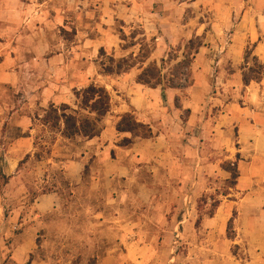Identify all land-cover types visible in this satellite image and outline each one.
<instances>
[{
  "label": "rangeland",
  "instance_id": "obj_1",
  "mask_svg": "<svg viewBox=\"0 0 264 264\" xmlns=\"http://www.w3.org/2000/svg\"><path fill=\"white\" fill-rule=\"evenodd\" d=\"M9 1L28 9L22 27L27 39L19 47L13 33L9 46L0 45V61L11 56V68L23 65L30 80L21 89L0 85V168L3 165L8 177L0 175V215L16 222L0 238V264H101L121 234L128 235L129 248L134 246L122 260L116 256L125 264H264V254L252 240L264 234L260 231L264 126L233 125L228 128L233 140L229 146L215 148L210 142L204 156L187 151L189 171L184 174L170 175L159 162L151 167L143 163L127 174H99L100 169L94 173L87 159L79 174L73 166L89 153L88 139L68 138L62 127L46 124L44 117L53 104L37 103L34 95L43 82L32 83L36 76L57 82L59 72V78L76 79L66 103L75 110L79 109L76 90L92 82L105 86L112 101L111 111L100 122L103 129L112 121L117 126L123 113L116 110L129 99L131 87L144 85L137 77L153 62L162 78L156 87L162 92L160 102L165 111L179 109L182 126L189 117L184 99L202 74L210 73L208 82L214 91L221 68L225 74L253 76L250 68H256L258 57L247 43L245 24L249 11L264 13V0H0V7ZM46 16L53 23L45 32L40 25ZM236 41L243 46L238 63L228 55ZM200 53L203 56L197 61ZM111 57L129 58L135 66L121 74H106L105 69L113 65ZM42 62L49 65L42 67ZM171 83L181 93L168 107ZM242 91L240 87V95ZM245 101L240 98L242 109L248 107ZM213 113L218 114L215 109ZM199 130L197 126L182 131L181 139L174 132L171 140L189 144L196 134L197 141L189 145L198 147ZM119 138L121 145L123 138ZM229 165L238 170L237 184ZM243 175L251 185L245 189L238 186ZM44 195L55 196L54 205L43 202ZM215 200L221 201L218 208L213 206ZM245 204L252 205L246 214L256 221L253 235L238 224L239 213L248 207L243 208ZM89 220H95L96 230ZM89 233L97 240L95 254L88 252L89 242L81 238ZM15 239L33 248L32 253L20 255L22 261L12 255ZM104 245L106 250L100 248Z\"/></svg>",
  "mask_w": 264,
  "mask_h": 264
},
{
  "label": "crops",
  "instance_id": "obj_2",
  "mask_svg": "<svg viewBox=\"0 0 264 264\" xmlns=\"http://www.w3.org/2000/svg\"><path fill=\"white\" fill-rule=\"evenodd\" d=\"M1 4L0 45L9 46L13 38V33H15L18 39L17 42H19L17 45L20 47L24 44L25 39H27L22 34L23 30H25V26L24 29L22 27L24 17L28 15V11H26L28 9H22L16 6L14 2L10 1L8 3L1 2ZM248 14L250 18L245 24L248 37V42H246L252 44L254 47V54L260 61L264 62V13L251 10ZM41 21L40 29L45 32L48 31L53 21L47 18V16L44 20L41 18ZM29 23H32V19H30ZM17 32H20V34L17 35ZM30 37L32 39V36ZM45 41H47L46 38ZM111 41L116 42L115 40ZM242 47L243 46L237 41L229 46L228 55L232 57L236 63L243 58ZM199 56H203V54L200 53V55H198L196 58L197 61L199 60ZM224 58L225 57L222 55L220 61H223ZM13 62V58L9 55L6 56L3 61H0V85L8 84L16 89H21L29 83L30 78L23 73L21 68L23 65H20V68L17 66L15 69H12L11 66ZM219 64L221 63L219 62ZM47 65H49L48 62L41 63L42 67H47ZM223 70L224 69L221 68V71L218 72V85L215 87V91L212 90L208 82L210 73L209 75L208 73L207 75L202 74L198 83H195L194 86L188 89L189 96L184 99L183 107L189 112V117L182 126L179 123V109H174L172 111L169 109L166 111L164 110L166 105L163 104L162 106V102H160L162 99V92L160 89L150 88L145 85L131 87L127 91L129 99L122 101L116 112L125 113L131 111L138 121L149 124L152 127L155 137L153 139H136L130 146L123 147L118 145L119 137L125 138L131 136H129L128 133L118 132L116 125H114L115 121L109 122L110 124H107V126L102 129L99 136L87 140L89 153L86 157L77 161L75 166L72 165L76 168V173L80 174L87 159L90 165L92 164L91 169L94 173H97L96 171L100 169L99 174H127L130 172V169L138 171L143 163L145 164L144 167H151L154 165V162H159L160 167L166 169V172L170 175L184 174L189 171L187 170L188 158L186 159L184 155L187 151L189 152V150H191L194 153L198 151L199 155L203 154L204 156L205 153L209 152L210 142L212 143L211 146L215 148L229 146L232 144L233 140L230 137V130H228V128L233 125H240L243 127L264 126V77L260 81H251L249 85H244L243 77L240 72L225 74ZM79 72L80 71L77 70L78 75ZM61 73L62 72H59V77ZM36 77L37 78H32V83L37 85L41 81L43 84L40 83L38 87L39 90L35 93L34 98L37 100V103L39 102L43 107H47L50 103L53 105L68 103L71 99L69 94L72 93L71 90L74 89V84L78 82L76 79L74 81L73 78L70 80L58 77L57 82H55L53 80L49 81L46 76L42 79L38 78V76ZM240 87H242L243 95H240ZM180 93L181 91L178 88H171L168 90V107H173V102ZM239 97L246 100L245 104H248V107L242 109L239 104ZM213 109H215L218 114H214ZM243 116H245V118H243ZM246 116L252 119L248 120ZM23 125L26 126L27 123H23ZM197 126L200 127L198 131V147L196 145L193 147L190 146L194 141H197L195 137L196 134H193V137L189 140L190 145L186 144V142H184L185 145L183 143L178 144L176 140H171L174 132L176 133L175 138L181 139V136H184V132L182 131H190ZM184 128H186V130ZM179 131H181L180 134L178 133ZM250 131L254 133L255 130L251 129ZM255 136L257 137L258 135L255 134ZM184 139L183 137L182 140ZM101 143L104 145H101ZM178 145L181 146L178 147ZM246 185L245 175H243L238 186L245 189ZM248 186L251 185L248 184L247 187ZM41 199L43 202L45 200L52 201V205H54L56 198L53 195H44ZM250 206L246 204L243 206V208H247L244 210L242 209L237 220L240 230L253 235L254 233L251 230L256 228L254 224L256 221L251 213L246 214ZM40 209L45 211L46 209H50V207L48 205L46 208L43 206L40 207ZM89 221V223H92L93 230H96L95 220H92V222L91 220ZM11 224H16L14 218H5L0 215V238L4 236L6 232H10ZM260 231L264 232V224ZM241 235L242 232H240V236ZM127 237L128 235L125 234L116 237L117 246L114 249L106 250V245L100 246L102 249L105 248L104 250L108 253V257H106L101 264H125V262L119 261L116 256H121L120 260H122V255H126L134 248V246L129 248ZM81 238L83 240H88V252L90 254H95L97 246L96 237L91 236L89 233ZM252 240L259 245L260 251L264 254V234L258 233ZM14 243L17 247L14 249L12 255L17 260L20 259L22 261L21 256H26L33 251V248L27 244H18L19 241L17 239L14 240ZM1 254L0 252V256ZM0 260H2L1 257Z\"/></svg>",
  "mask_w": 264,
  "mask_h": 264
},
{
  "label": "trees",
  "instance_id": "obj_3",
  "mask_svg": "<svg viewBox=\"0 0 264 264\" xmlns=\"http://www.w3.org/2000/svg\"><path fill=\"white\" fill-rule=\"evenodd\" d=\"M255 57L257 58V56ZM129 61V58L126 57L118 61L111 57L110 62H112L113 65L108 66L105 69V73L121 74L127 72L135 66L133 62L130 64ZM162 61H165V59ZM124 65H126V67ZM159 72L157 64L152 62L138 75L137 82L156 88L162 82ZM250 73H252L253 76L247 73L243 74L244 85H249L251 81H260L264 77V62L257 58L256 68H250ZM170 81H173V78ZM167 88H178V86L171 83ZM76 96L79 100V109H72L68 104H63L61 107L52 105L46 112L44 122L46 124L51 123L54 127H62L63 135L68 138L82 136L87 139H92L99 136L102 132L100 122L111 111L112 99L109 90L103 85L92 82L85 88L76 90ZM116 128L120 133L131 134V137L123 138L121 142L123 146L133 143L134 138L137 137L152 138L154 136L151 126L138 121L135 115L129 111L121 115ZM229 166L228 169L235 179L234 184H237L236 180L239 177L238 170L235 166ZM0 175L5 179L8 178L3 165L0 168ZM220 204V200H215L213 206L218 208ZM231 221H233V219H231Z\"/></svg>",
  "mask_w": 264,
  "mask_h": 264
}]
</instances>
